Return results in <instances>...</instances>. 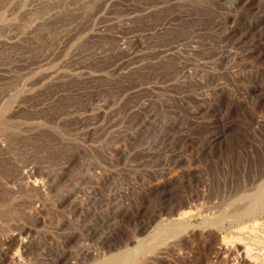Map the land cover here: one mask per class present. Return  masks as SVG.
<instances>
[{
    "label": "rangeland",
    "instance_id": "1",
    "mask_svg": "<svg viewBox=\"0 0 264 264\" xmlns=\"http://www.w3.org/2000/svg\"><path fill=\"white\" fill-rule=\"evenodd\" d=\"M262 253L264 0H0V264Z\"/></svg>",
    "mask_w": 264,
    "mask_h": 264
},
{
    "label": "bare ground",
    "instance_id": "2",
    "mask_svg": "<svg viewBox=\"0 0 264 264\" xmlns=\"http://www.w3.org/2000/svg\"><path fill=\"white\" fill-rule=\"evenodd\" d=\"M233 31H234V30H233ZM226 35H227V34H226ZM25 169H26V168H25ZM29 171H30V170H24V171H22V172L19 174L20 177H23V176H24V177H29V176H27V174L30 173ZM30 174H31V173H30ZM25 175H26V176H25ZM28 175H29V174H28ZM30 176H31V175H30ZM30 184H31V183H30ZM41 185H42V183L40 184V183L35 182V181L32 183V186H33L35 189H37L38 191H41V190H42V189H41V188H42ZM40 189H41V190H40ZM217 237H218V236H217ZM23 246H24V244H23ZM25 247H26V246H25ZM148 247H149V246H148ZM148 247H147V248H148ZM150 248H151V247H150ZM218 248H219V247H218ZM145 249H146V247H145ZM221 249H223V248H221ZM221 249H218V250L222 251ZM218 250H217V251H218ZM224 250L226 251L227 249H224ZM224 250H223V252H224ZM226 252H227V251H226ZM229 252H230V251H229ZM229 252H228V253H229ZM214 253H215V252H214ZM217 253H219V252H217ZM224 253H225V252H224ZM228 253H227V254H228ZM236 254H237V253H236ZM262 254H264V253H262ZM228 255H229V254H228ZM228 255H227V256H228ZM119 256H120L119 253H118V254H115V255H112L111 259H112V260L118 259ZM7 258H8V257H7ZM227 258H228V257H227ZM263 258H264V257H263ZM111 259H110V260H111ZM237 260H238L237 264H248L246 258L243 257V256H241V255H238ZM9 261H10L11 263H13V262H14V257H10V258H9ZM101 264H102V263H101Z\"/></svg>",
    "mask_w": 264,
    "mask_h": 264
}]
</instances>
